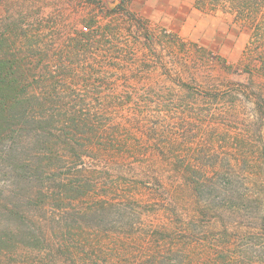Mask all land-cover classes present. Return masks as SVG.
Instances as JSON below:
<instances>
[{
	"label": "rangeland",
	"instance_id": "obj_1",
	"mask_svg": "<svg viewBox=\"0 0 264 264\" xmlns=\"http://www.w3.org/2000/svg\"><path fill=\"white\" fill-rule=\"evenodd\" d=\"M6 54L0 264H264V0H0Z\"/></svg>",
	"mask_w": 264,
	"mask_h": 264
},
{
	"label": "trees",
	"instance_id": "obj_2",
	"mask_svg": "<svg viewBox=\"0 0 264 264\" xmlns=\"http://www.w3.org/2000/svg\"><path fill=\"white\" fill-rule=\"evenodd\" d=\"M218 2L219 0H212ZM233 5L236 4L232 1ZM23 72L18 67H13L8 55L0 57V118L6 117V112L16 108L23 98ZM26 76V75H25Z\"/></svg>",
	"mask_w": 264,
	"mask_h": 264
}]
</instances>
